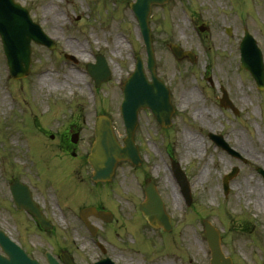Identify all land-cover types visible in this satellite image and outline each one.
Wrapping results in <instances>:
<instances>
[{
	"label": "rangeland",
	"instance_id": "rangeland-1",
	"mask_svg": "<svg viewBox=\"0 0 264 264\" xmlns=\"http://www.w3.org/2000/svg\"><path fill=\"white\" fill-rule=\"evenodd\" d=\"M130 1L27 0L33 19L54 39L56 47L48 50L32 44L30 71L16 80L8 74L0 47V227L43 264V251L56 253L62 246L57 238L65 235L76 242L72 252L77 264H90L102 255L73 228V221L62 217L54 192L57 186H64L58 188L61 195L66 186H81L82 192H87L85 201L70 203L67 199V205L75 209L101 201L118 213L119 222L103 224L99 233L105 255L116 263L209 264L202 224L208 219L219 228L222 250L233 264H264V208L254 203L255 190L264 193V179L255 170L257 166L264 169V89L258 90L250 74L240 67L238 48L246 28L264 61V0H170L164 6H152L149 25L155 69L170 84L175 111L167 132L152 116L140 114L134 140L142 164L134 167L120 162L110 190L92 194L83 189L92 186L87 177L89 167L78 166L70 157L61 160L57 137L51 140L44 134H54L62 124L79 120L81 129L74 146L80 156L93 136L94 113L103 110L121 141L119 80L131 69V50L144 62L146 58ZM198 20L206 22L209 33L199 34L194 26ZM227 27L230 34H226ZM169 42L193 50L196 61L176 60L167 47ZM64 53L73 54L78 63L65 59ZM97 53L105 56L112 76L96 89L85 72V63L94 61ZM71 73L78 79L70 77ZM43 76L50 78L45 85L41 84ZM220 85L229 92L237 114L219 107ZM195 112H199L198 118ZM43 130L47 131L42 134ZM209 131L221 133L247 162L241 163L217 147L208 138ZM193 143L197 147L187 153ZM169 157L185 169L192 195L189 206L172 175ZM206 165L207 171L199 179ZM234 165L239 166V172L224 196L221 178ZM147 176L161 192L174 224L162 237L144 226L142 216L136 214ZM12 179L30 187L55 231L40 232L31 216L12 206L8 188Z\"/></svg>",
	"mask_w": 264,
	"mask_h": 264
},
{
	"label": "water",
	"instance_id": "water-1",
	"mask_svg": "<svg viewBox=\"0 0 264 264\" xmlns=\"http://www.w3.org/2000/svg\"><path fill=\"white\" fill-rule=\"evenodd\" d=\"M167 0H136L131 3V8L139 21L141 32L147 47L148 68L152 74L153 82H147L143 71L140 58H137V69L133 73L129 83L126 84L125 101L122 104V114L127 124V137L124 138V146H121L114 134L107 116L101 115L96 120L95 138L92 143L90 153L87 160L93 168L92 179L95 181L110 180L114 172L116 164L121 159L131 161L138 164L139 156L137 148L133 142V131L136 125V112L140 107L151 108L153 114L162 126L170 123V115L172 107L169 102V95L163 89V85L155 80L154 61L150 44L149 27L147 24V16L152 3H163ZM7 6L0 5V35L3 42L4 51L9 60L11 73L14 77L25 76L29 72L30 65V40L36 43L44 44L50 48L54 47L53 41L43 33L41 28L33 23L26 12L13 5L12 0H5ZM14 9L13 11L10 9ZM173 54L177 58L187 55L193 59L191 54L182 52L175 45H170ZM242 66L248 69L255 78L258 86L263 88L264 70L261 58V52L258 49L255 40L246 31L240 43ZM72 58V56L66 55ZM73 59V58H72ZM104 59H97L96 64L88 66L89 71L94 75L96 84L106 79L109 75ZM221 103L226 105V100L221 98ZM215 142L229 153L238 156L237 152L228 147V144L221 138L213 136ZM264 175V170L258 169ZM237 172V168H233L232 172L223 178L224 192L228 191V181ZM12 191L15 202L18 207H24L31 211L34 217L44 226L47 223L38 208L31 200L29 193L24 190L17 181H13ZM149 184L146 191V201L141 203L140 208L153 226H162L164 229L169 228V220L164 212L162 202L155 189ZM181 187L189 198V189L187 182L181 178ZM97 214V213H96ZM205 235L211 250V264H231L229 258H225L220 249V238L218 231L208 222L205 221ZM0 245L5 255L0 254V264H40L37 260L30 258L19 246L12 242L0 230ZM49 264H59L54 258L48 256ZM65 264H74L65 258ZM95 264H112L108 259H103Z\"/></svg>",
	"mask_w": 264,
	"mask_h": 264
},
{
	"label": "flooded vegetation",
	"instance_id": "flooded-vegetation-1",
	"mask_svg": "<svg viewBox=\"0 0 264 264\" xmlns=\"http://www.w3.org/2000/svg\"><path fill=\"white\" fill-rule=\"evenodd\" d=\"M17 1H19L23 5L28 3L27 0H17ZM204 26L206 27V31H207L205 34L209 33L208 25L204 24ZM145 113L148 114L147 111H145ZM79 130H80V126L77 124L76 121L75 122H71L69 124H66L65 126H63V128H61V129L58 128L56 130L55 136H57L58 142L60 144V148L62 150H64V153L71 152V150L73 149V146L70 143V136H71L72 133L79 132ZM49 135H51V134H48V136ZM63 187L64 186H58V188H63ZM84 187H86L88 189V192L93 194L91 186H83V189H84ZM94 187H97V191H98L99 189H101L104 186H94ZM66 188H67V191L63 195H61L60 190L58 191L60 199H61V201H62V203L64 205V209H65V211L67 213L68 218L71 221L74 222V224L72 225L73 228L78 229L80 232H82L81 235H83V237H85L87 239V241L89 242V236H88V232H87L86 226H85L83 221L78 216V210L81 207L80 208L76 207L74 209L72 206H69L70 204L67 205L65 203V200H67V199L69 200L70 203L78 202V201H85L84 199L87 196V192L85 191V189L82 192L81 186H66ZM80 193H82V194H80ZM95 193H97V192H95ZM89 205H94L98 209H104V210H109L110 209V210H112L111 208H109L106 205H104L103 202H101V201H98L95 204L86 203L83 206H89ZM87 219L89 220L90 223H92L94 226L97 227V228H94L93 230H94V237H96L99 241L102 240V238L100 237L99 233H100V230H101L103 224L110 225V224H113V223L116 224V223L119 222L118 213L114 209L112 210V221L111 222H106L102 218H98V217H94V216H90ZM36 226H37V228H39L41 230L39 225L36 224ZM55 230H56V226L53 224V229L49 230V231L53 232ZM65 232L67 233V232H69V230H66ZM65 236L61 237L60 240H59V238H57V240H58L57 242L61 243L60 245H62V246H60V248L58 249V252L55 254V257L60 262H62L60 253L63 250H67L70 253V255L72 256V258H75V256H74L72 251L76 247V242L70 241L68 236H66V237ZM66 240H67V242H64Z\"/></svg>",
	"mask_w": 264,
	"mask_h": 264
},
{
	"label": "bare ground",
	"instance_id": "bare-ground-1",
	"mask_svg": "<svg viewBox=\"0 0 264 264\" xmlns=\"http://www.w3.org/2000/svg\"><path fill=\"white\" fill-rule=\"evenodd\" d=\"M116 43V45H119L120 43L119 42H115ZM70 77H72V78H74V79H78V75H76L75 73H71L70 74ZM70 77H68L69 79H71ZM50 78H48V80H49ZM48 80H46V76H43V77H41V84L43 83V85H45V83L46 82H48ZM196 118H198L199 117V112H195V115H194ZM190 136H192V135H188V137H190ZM194 138L197 140V138L194 136ZM185 139H186V137H185ZM197 146H196V143H193V144H191V146L189 145L188 147H187V153H189L190 151H191V149L192 148H196ZM206 171H207V165H206V167L200 172V174H199V179H202L203 178V176H204V172L206 173ZM254 203H255V206L257 207V208H259V209H261V208H264V193H263V191L261 190V189H259V188H257L256 190H255V200H254Z\"/></svg>",
	"mask_w": 264,
	"mask_h": 264
}]
</instances>
